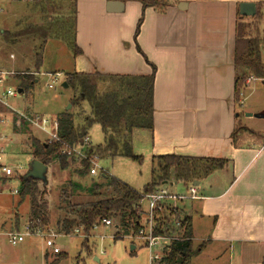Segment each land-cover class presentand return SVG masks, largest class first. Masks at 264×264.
I'll use <instances>...</instances> for the list:
<instances>
[{
	"label": "crops",
	"instance_id": "1",
	"mask_svg": "<svg viewBox=\"0 0 264 264\" xmlns=\"http://www.w3.org/2000/svg\"><path fill=\"white\" fill-rule=\"evenodd\" d=\"M75 11L80 54L70 52L64 73L148 76L154 67L153 129L132 131L133 153L143 143L150 163L167 155L224 160L195 186L199 199L176 204L179 219L190 218L191 243L218 245L227 264H262L264 140L239 131L236 106L263 88L251 81L237 102L234 62L237 25L255 17L228 0H75ZM249 113L264 111L251 105Z\"/></svg>",
	"mask_w": 264,
	"mask_h": 264
},
{
	"label": "trees",
	"instance_id": "2",
	"mask_svg": "<svg viewBox=\"0 0 264 264\" xmlns=\"http://www.w3.org/2000/svg\"><path fill=\"white\" fill-rule=\"evenodd\" d=\"M34 10L42 15V23H24L16 25V30L0 31L4 43L32 42V60L37 71L42 62L43 46L47 40H61L71 52L73 57L80 54L75 44V0H34ZM67 3V4H66ZM146 5H157L156 0H145ZM259 10L255 20L259 19ZM240 19H245L239 16ZM252 23L237 25L236 47L234 62L239 68L235 80L236 101L244 87V80L248 76L264 79V59L261 56V47L264 40L258 35L250 37L253 31ZM140 22L137 24L138 33ZM148 76H118L104 75L98 72L91 74H66L65 83L78 91V97L73 99V104L82 101L88 103L90 115L83 120L81 126H75L73 117L69 112L61 113L57 118L58 141L40 143L37 139L29 138V148L33 160L47 166L53 159L57 160L60 170L68 168V163L76 162L73 157L62 153L64 145L72 147L82 141L93 125H98L103 134V143L98 146L89 145L85 150L86 159L79 160V170L73 171L77 176L84 177L88 173L89 159L97 156L105 158H125L141 163L142 158L134 155L131 147V133L133 130L153 129V84L155 68H151ZM37 72L15 75L12 78L20 81L21 92L34 83ZM18 76V77H17ZM238 102V101H237ZM24 121V120H23ZM16 126H24L19 118L14 121ZM226 162L220 159H203L167 155L155 157L151 162V180L139 193L113 177L102 174L99 182H92L90 186L81 191L78 183L69 184L73 190L60 191L57 205L58 218L54 228L50 227L47 212V203L43 194L39 193L38 181L22 179L21 187L17 192L20 200L16 208L25 198L29 200V215L26 225L34 232H49L53 230L58 235H69L79 229L83 233L92 230L101 220L107 219L115 224L116 238L121 234L137 235L141 229L142 211L140 201L143 194H150L164 184L176 182L184 186L199 182L216 170L222 169ZM70 191V190H69ZM84 192L89 201L78 203L73 199L75 193ZM18 214H14V219ZM179 219L178 212L167 208L156 212L154 218V235L179 234L177 241L170 244L167 264H187L195 252L192 250V232L190 218L181 220L180 229L173 227V221ZM14 227L18 225L17 219ZM2 229V228H1ZM19 231V229H13ZM180 231V232H179ZM66 255L60 253L50 261L55 264ZM47 262V256H44ZM264 264V260L262 262Z\"/></svg>",
	"mask_w": 264,
	"mask_h": 264
},
{
	"label": "rangeland",
	"instance_id": "3",
	"mask_svg": "<svg viewBox=\"0 0 264 264\" xmlns=\"http://www.w3.org/2000/svg\"><path fill=\"white\" fill-rule=\"evenodd\" d=\"M34 3V0L1 1L0 7L3 12L0 16V30L12 32L16 30L17 24L22 26L29 22L32 24L42 23L43 17L38 10L33 9ZM253 26L250 37L258 35L260 40H264V21L260 19V16L259 19H254ZM32 46V42L26 41L7 44L0 37V72L14 73L5 81L7 87L18 90L21 83L12 78L13 76L37 72L34 83L24 93L18 94L16 98H9L7 100L8 106L13 111L22 113L27 117L37 116L49 121L56 120L61 113L69 112L73 117L75 126H81L84 118L90 115V107L85 101L74 105L73 99L78 97V91L71 86L63 87L66 74L64 69L70 59V51L67 46L58 39L47 40L43 46L41 66L37 71L33 66ZM261 50V56L264 59V45ZM10 55H13V60L9 59ZM56 72L62 74L58 80H51L47 76ZM48 85H52V88H48ZM247 95L246 92L242 106H236V113L239 115V131L249 132L253 139L263 141L264 118L250 117L247 120L245 114L249 113L251 105L264 111V89H258L250 98H247ZM239 100L238 97L237 101L239 102ZM0 113L9 120L5 125L0 123V147L3 148L2 162L14 170V178L4 185V192L0 196V227L3 231L19 229L22 232L29 215V200L25 198L16 208L20 197L18 193L12 195L9 191H19L22 177L27 174L33 161L28 139L34 138L40 143L47 144L53 141L21 118L19 120L25 123L24 126H16L14 121L18 117L9 110L0 107ZM87 137L92 146L103 143V134L98 125H93L88 130ZM145 149L142 143L137 148L138 154H134L144 157L141 163L119 157L100 159L98 167L102 171L99 173L100 175L94 177L89 176V169L84 177L73 173V171L80 169L77 159L74 163L69 162L68 168L64 171L59 169L57 160L53 159L46 166L47 183L38 182L37 184L39 193L44 195L43 199L47 203L50 227L54 228L59 215L56 208L60 191L64 189L71 193L73 190L68 187L69 184H80L82 191L88 188L92 182H99L102 174H106L142 193L144 187L151 180V163ZM184 190L185 188L183 189V185L180 183L172 188V191L177 193H183ZM75 196L76 198L73 200L78 203H86L90 200L84 192L75 193ZM187 205L188 203H184V207L187 208ZM143 210H146V204H144ZM176 211L180 218L179 209ZM15 213L18 214L15 218L18 221L16 227H14ZM141 221L144 223L143 220ZM195 222L196 219L193 220L194 225ZM193 230L195 234L196 230ZM116 233L117 229L112 223L110 227L99 226L87 233L80 230L78 233L72 232L66 236L59 235L54 240V244L59 249L58 254L64 253L66 257L55 264H150V251L144 241L139 240L137 235L133 236L131 233L128 235L121 234L115 239ZM195 239L192 243V250L195 253L190 257L187 264H227V255L224 250L219 249L218 245H209ZM0 248V264H49L58 255H52L45 247V239L37 235L25 237L24 241L16 246L10 245L3 236H0ZM44 256H47V262Z\"/></svg>",
	"mask_w": 264,
	"mask_h": 264
},
{
	"label": "built area",
	"instance_id": "4",
	"mask_svg": "<svg viewBox=\"0 0 264 264\" xmlns=\"http://www.w3.org/2000/svg\"><path fill=\"white\" fill-rule=\"evenodd\" d=\"M1 1H5V0H0V2ZM156 1H179V0H156ZM228 1H234V2H237L238 4L240 2L254 3L256 5V14H257V11L259 10L260 19L264 21V0H228ZM1 13H2V8L0 7V14ZM10 58L13 59V56L11 55ZM13 74L14 73L12 72H9V73L0 72V107L9 110L16 117L21 118L25 122L33 125L40 132L47 135V137L53 142L58 141V137H57L58 124L56 120L49 121L45 118L37 117V116L27 117L22 113L13 111L10 108V106H8L7 100L9 98H16L17 95L19 94L18 90H14L5 85L6 79L12 76ZM47 76H49L51 80H58L60 77H62V74L59 72H56V73L48 74ZM256 80H258L261 83L262 88L264 89V79H256L253 76H248L245 79L244 86L247 87V85L251 81H256ZM48 88H52V85H48ZM239 98L240 99L242 98V92L239 94ZM241 104L242 102L240 103V105ZM7 120L8 119L4 118L0 113V123L5 125ZM89 145H90L89 139L86 136L81 141V144L79 142L78 144L72 147L64 145L62 149V153L66 154L69 157H73L74 159H77V160L86 159L87 156L85 153V150H86L85 147ZM2 151H3V148L0 147V196L4 192V189H3L4 185L8 181L14 178V170L2 162ZM99 160L100 159L97 156H93L89 159V166L91 164V167L89 168V176L94 177V176L100 175L99 173L102 171V169L98 167ZM175 186H176V182L164 184L150 194H143L142 199L140 201V206L142 204H146V210L142 212L141 220H143L144 223H141V229L137 233V238L139 240L144 241V243L146 244V247L150 251V256H149L150 264H167L164 262V259L167 257L170 244L173 241H177L180 237L179 234L154 235L153 229H154L155 213L162 212L166 210L167 208L175 210L177 203L199 199L198 194H197V188L192 183L188 184L184 193L173 192L172 188H174ZM9 193L13 195V194H17V191L10 190ZM99 226L110 227L112 226V223L110 220L104 219V220H101L99 224L96 225L93 229L95 230ZM173 227L175 229L176 228L180 229L181 219H175L173 221ZM78 232H79V229L74 230V233H78ZM29 235L31 236L37 235V236L44 238L45 247L52 255H56L59 253L58 247H56L54 244V240L59 235L55 233L53 230H50L47 233L41 232V231L32 233L29 230L27 225H24L22 232L15 231V230L3 231L0 227V236H3L6 239V241L12 246L21 244L24 241L25 237Z\"/></svg>",
	"mask_w": 264,
	"mask_h": 264
},
{
	"label": "water",
	"instance_id": "5",
	"mask_svg": "<svg viewBox=\"0 0 264 264\" xmlns=\"http://www.w3.org/2000/svg\"><path fill=\"white\" fill-rule=\"evenodd\" d=\"M120 4V3H119ZM238 13L242 17H255L256 15V5L252 2H240L238 4ZM63 87H67L66 83L63 84ZM18 93L21 94V89H18ZM246 117H255V118H264V114H251L247 113L245 114ZM81 144V141H80ZM47 169L46 166L43 165L41 162L37 160H33L30 164V169L27 172L25 176L22 177V179H33L38 182H42L43 184H46V173ZM194 186L198 185V182L193 183ZM134 249V247H132Z\"/></svg>",
	"mask_w": 264,
	"mask_h": 264
}]
</instances>
